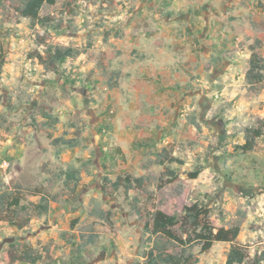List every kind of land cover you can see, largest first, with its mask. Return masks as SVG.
I'll use <instances>...</instances> for the list:
<instances>
[{"label": "rangeland", "instance_id": "obj_1", "mask_svg": "<svg viewBox=\"0 0 264 264\" xmlns=\"http://www.w3.org/2000/svg\"><path fill=\"white\" fill-rule=\"evenodd\" d=\"M22 1L0 0L5 57L0 73V194L19 200V206L9 208L14 214L0 209V264H29L12 260L22 255L16 250L22 244L42 256L47 249L52 264H144V253L155 239L150 240L145 229L154 212L180 216L195 202L208 211L214 227L240 228L237 242L249 256L245 264H251L264 249V135L250 152L240 146L245 129L259 121L264 125V91H249L241 75L247 69L245 55L259 46L252 32H264V0L243 3L247 19L244 14L231 21L243 35L236 42L241 53L233 80L214 82L223 70L220 65L211 82H197L191 91L186 85L184 105L174 118L164 113V128L160 125L150 136L137 132L143 160L137 161L133 153L129 162L127 157L119 164L117 153L108 151L109 143L104 145L107 150L96 151L100 135L89 123L117 113L111 111L113 97L108 94L114 83L113 55L119 48L115 42L120 28L140 17L138 1L150 13L153 6L144 0H56L40 11L44 23L32 26L30 19L17 14ZM55 46L73 47L80 54L47 71L36 56ZM68 94H83V99L68 107L65 101L73 98ZM101 135L108 142L107 131ZM53 137L71 139L78 148L55 145ZM109 141L114 144L113 137ZM163 148L176 159L165 164L176 173L171 184H166L164 166L156 163ZM4 163L8 167H2ZM198 169L199 175L189 179ZM127 174L149 180L144 195L112 186ZM35 190L49 200L45 215H33L31 204L39 201L32 195ZM134 200L140 216L132 211ZM228 250L226 243H215L204 253L199 246H186L196 260L191 264H225Z\"/></svg>", "mask_w": 264, "mask_h": 264}, {"label": "crops", "instance_id": "obj_2", "mask_svg": "<svg viewBox=\"0 0 264 264\" xmlns=\"http://www.w3.org/2000/svg\"><path fill=\"white\" fill-rule=\"evenodd\" d=\"M144 1H150L154 13L148 12L138 1L140 17L120 28V39L115 42L119 48L113 49L114 83L108 94L113 97L111 111L114 113L117 109V113L104 119L106 122H101L100 118L97 123H89L92 132L100 135L96 151L107 150L104 145L109 143L112 146L108 151L113 155L117 153L120 158L118 164L133 153L137 161L143 160L142 153H138L137 132L150 136L163 125L164 113L166 118L168 115L174 118L176 110L185 103L186 85H191V91L195 83L216 78L214 69L220 65L223 70L214 82L233 80L241 53L235 48L236 42L241 41L243 35L234 30L232 22L244 14L247 19V10L242 4L246 5L248 0ZM252 36L258 40L256 50L264 59V32H252ZM227 53H232V57H227ZM245 56L247 65L250 52ZM55 95L60 97V94ZM68 95L73 97L65 101L68 107L76 106L75 102L83 99V94ZM125 102H129L127 106ZM144 116L150 118L146 119V128L142 126ZM100 122L105 127H101ZM105 130L109 139L113 137L114 144L101 135ZM130 160L128 157L126 161Z\"/></svg>", "mask_w": 264, "mask_h": 264}, {"label": "trees", "instance_id": "obj_3", "mask_svg": "<svg viewBox=\"0 0 264 264\" xmlns=\"http://www.w3.org/2000/svg\"><path fill=\"white\" fill-rule=\"evenodd\" d=\"M56 0H23L21 7L17 9L20 17L28 18L31 25L34 23H44L40 20V11L44 5L53 6ZM257 48V47H256ZM255 47L250 49V56L247 63V69L244 73V81L247 89L251 92L257 90L264 91V59L258 53ZM80 54V51L73 47H52L45 49L44 55L37 54V62L47 71H54L57 65L63 63L66 59H72ZM4 52L0 46V73L4 64ZM263 123L259 121L254 128H247L244 131V144L240 146L243 152H250L255 149L256 140L264 135ZM55 145L61 144L67 147H74L76 144L71 139L55 138L52 141ZM176 159L171 156V152L163 148L156 155V163L164 166L166 169V184L174 183L177 179L176 173L170 170L165 164L175 162ZM201 169L195 170L188 175L189 179H195ZM70 178V177H69ZM71 179V178H70ZM114 188L123 187L125 191L136 189L144 195L150 182L145 177H134L127 174L124 178H117L112 184ZM76 182L71 187V192L75 191ZM40 190H35L33 196L38 197L39 201L31 204L32 212L35 216L45 215L48 211L49 200ZM11 196L0 194V209L5 213L14 214L10 207L19 206V200L15 197L9 201ZM137 201L131 203L132 211L140 216V210ZM21 209H25L21 207ZM10 225L18 226L12 218L6 217ZM19 227V226H18ZM146 231L150 234L149 239L153 240L151 247L144 253V264H191L196 262L192 254L186 251V246L196 245L200 248V253H204L212 248L215 243L229 244V250L225 258V264H245L249 260L247 252L238 244L237 238L240 228L233 226L230 228H216L209 219L208 211L197 202L185 206L180 216L165 214L162 211L154 212L151 223L146 225ZM14 248V244H10ZM178 248L179 252L173 253L172 250ZM16 250H20L22 255L12 260L24 261L29 264H52L51 253L45 249L44 256L37 250H33L25 244L17 245ZM264 262V249L258 256H255L251 264H261Z\"/></svg>", "mask_w": 264, "mask_h": 264}, {"label": "built area", "instance_id": "obj_4", "mask_svg": "<svg viewBox=\"0 0 264 264\" xmlns=\"http://www.w3.org/2000/svg\"><path fill=\"white\" fill-rule=\"evenodd\" d=\"M2 167H8V164L4 163V164L2 165Z\"/></svg>", "mask_w": 264, "mask_h": 264}]
</instances>
